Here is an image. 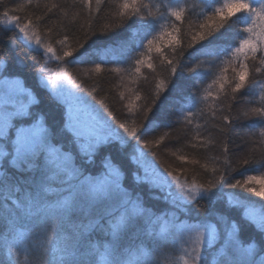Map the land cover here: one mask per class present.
Returning <instances> with one entry per match:
<instances>
[{"label": "snow or ice", "instance_id": "6c2138e0", "mask_svg": "<svg viewBox=\"0 0 264 264\" xmlns=\"http://www.w3.org/2000/svg\"><path fill=\"white\" fill-rule=\"evenodd\" d=\"M0 25L42 50L38 83L60 109L32 110L41 101L0 48V264H264V79L252 78L264 76V0H0ZM126 25L144 33L127 68L74 73ZM142 69L155 81L143 95ZM106 72L136 85H114L118 127L109 97L96 99ZM185 72L194 90L173 120L158 102ZM154 109L169 131L147 139ZM165 142L185 166L156 164ZM224 187L240 192L218 207Z\"/></svg>", "mask_w": 264, "mask_h": 264}, {"label": "trees", "instance_id": "16d2710c", "mask_svg": "<svg viewBox=\"0 0 264 264\" xmlns=\"http://www.w3.org/2000/svg\"><path fill=\"white\" fill-rule=\"evenodd\" d=\"M14 3H20L23 2V0H13ZM103 15V14H102ZM15 35L12 31H7L3 25H0V48H3L4 55L9 59V65L8 67L12 69L13 73H18L23 78L26 79V83L34 90V83L37 84L38 82V75L36 73V68L39 67V64H35V62L31 59V57H35L36 61L43 62V54L40 51H37L35 49H30L25 46L24 42H21L20 40H17L15 44H13L9 37H12ZM93 39H96L93 37ZM144 39V33L140 31L137 32L136 28L125 26L121 29H116L115 32H111L106 36L100 37V40L103 41L105 45H107V48L110 47H116L118 50L113 53V55H107L105 58L102 57L99 52L97 54L96 52L92 55H89V57H92L95 62L99 63L101 60H106V63L102 65L104 68H114V67H120V68H127V64L124 63L126 57L130 52L134 55V45H136L139 41ZM126 42V43H125ZM223 43H226V41H222ZM119 44V47H117ZM89 52L92 53V49H89ZM91 59V58H90ZM88 58H86L85 62L82 63L80 66H75V72L79 69L87 67V64L89 63ZM21 61H23V64H21ZM158 63V62H157ZM73 66L71 67V69ZM142 72H146V75L149 76V82H145L141 80L139 82V87L142 89L141 94L143 95L144 92H147L148 89L152 87L154 84V79L152 74L148 72L147 69H142ZM158 72L162 73L161 78L163 76L167 75L166 69H159ZM126 73V72H124ZM125 76L127 77L125 79ZM125 76L116 75L114 73H104L103 79H101V90L99 91L98 95L96 96V99L100 98L101 96L107 95L109 97L108 103L109 106L112 108L114 113L117 115V121H114V124L118 127V121L125 118V114L121 111V105L119 103V97L117 95L118 91H124L125 89L123 87L116 88L114 85H117L118 83H121V77H123L124 80H122V83L124 85H127L128 87H136V85L132 84V82H129L128 79H130L129 75L126 73ZM252 78L254 79H264V76H257L254 72L252 74ZM88 79V78H87ZM173 84L169 85L168 90H166L161 97V101L158 102L159 109L161 112H167L171 115L172 119H176V113L180 108V105L183 103V97L187 96L191 91L194 90L193 88V82L188 77V74L185 72L183 76H181L179 73L176 77H173ZM88 82H85L84 84L92 85L93 81L88 79ZM84 81V80H83ZM198 87H203L204 84L201 82H197ZM42 87V86H40ZM38 88L36 90L37 98L41 101L39 105H34L33 108L36 110H39L40 112L47 113L50 115V117L55 116L60 109L58 108L57 104L53 102L52 98H50V94H48V91L45 88ZM128 93L126 92V95ZM161 112H157L156 109H154V113H149V118L152 119L155 123H160L161 127L157 129L156 131L150 132L147 139H151L154 136H157L162 131H169V129L163 127L164 123H167V120H161ZM51 122V119H50ZM202 122V121H201ZM147 123V122H145ZM179 127V125H176ZM121 132H123V129H120ZM126 135V134H125ZM175 135V133H173ZM131 141V144L125 146V152L131 153L132 147L135 145L134 138L129 137L128 138ZM183 143V140L181 141V144ZM180 144L175 143H169L165 142L164 145H162L159 149H157L158 156L155 158L156 164L163 169L166 166L171 165L173 168H180L185 165H182L180 161H177L175 157H171L166 151V148H171L175 150V148L180 147ZM115 151V149H112ZM107 151V149H106ZM181 154H193L192 150L188 148H184L183 152ZM204 155L202 154L200 156L201 162L204 163ZM211 155L215 156L218 155L216 151L211 152ZM149 159H152L149 157ZM135 167L134 165L132 166ZM187 167H191V165H187ZM234 176L236 174H233ZM239 178V177H237ZM130 181V177H129ZM215 191V190H214ZM240 190L238 189H229L227 187H224L223 192H217V197L220 199L217 201V206H226L227 205V198L230 194L235 195L238 194ZM145 196L147 197L148 192L147 189L144 190ZM159 195V193H156ZM244 195H251L248 193H244ZM253 200L257 202V207H259V200L260 198L253 197ZM149 203L155 204L158 208L165 207L162 200L160 201H149ZM202 205H206V201H200ZM0 256H2V253H0ZM23 258V257H21Z\"/></svg>", "mask_w": 264, "mask_h": 264}, {"label": "rangeland", "instance_id": "374dc122", "mask_svg": "<svg viewBox=\"0 0 264 264\" xmlns=\"http://www.w3.org/2000/svg\"><path fill=\"white\" fill-rule=\"evenodd\" d=\"M117 47H119V44H118V46ZM34 49V48H33ZM116 50H118L116 47H110V48H108V51H107V53L105 54V52L103 51V50H101L100 51V54L99 55H101L102 57H106L107 55L109 56V55H113V53L112 52H114L115 53V51ZM40 52L42 53V50H40ZM92 53H95V51H94V49H92ZM43 54V53H42ZM94 55V54H93ZM88 58V64H87V67H91V66H93V62H95L94 61V59H92V57H87ZM91 58V59H90ZM80 65H82V63H78V64H73V65H70V68L73 66V68H72V70L74 71V73H75V66H80ZM50 68H53V69H55L56 68V62H54V61H51V62H49V65H48ZM0 70H2V65H0ZM9 71L10 72H12V69H10L9 68ZM13 73V72H12ZM5 75H8L9 73H4ZM14 75H19L18 73H13ZM145 74H146V72H145ZM126 75V73H121L120 74V76H125ZM19 77L22 79V80H24L25 81V85H26V87H29V88H31L33 91H34V94L37 96V94L35 93L36 92V90L40 87V85H39V83L37 82V84L36 83H34V87H35V89L36 90H34L33 88H32V86H30L29 84H28V82L26 83V79L25 78H23L21 75H19ZM127 77L125 76V79H126ZM81 79L82 80H84V83L85 82H88L89 83V80L86 78V77H81ZM124 80V79H123ZM128 81L129 82H131V78L130 79H128ZM86 87H89L87 84L85 85ZM90 87H91V85H90ZM40 88H42V87H40ZM47 91H48V94H50L49 93V90L48 89H46ZM84 95H87L86 93H84ZM50 96V98H52V96L51 95H49ZM38 97V96H37ZM89 99H91V97H89ZM52 100H53V102L54 103H56L55 102V100L52 98ZM97 100H98V98H97ZM97 107H99V105H97ZM33 111H35V112H40L39 110H36L35 108H33L32 109ZM114 123V122H113Z\"/></svg>", "mask_w": 264, "mask_h": 264}, {"label": "bare ground", "instance_id": "6f19581e", "mask_svg": "<svg viewBox=\"0 0 264 264\" xmlns=\"http://www.w3.org/2000/svg\"><path fill=\"white\" fill-rule=\"evenodd\" d=\"M105 58V57H104Z\"/></svg>", "mask_w": 264, "mask_h": 264}]
</instances>
